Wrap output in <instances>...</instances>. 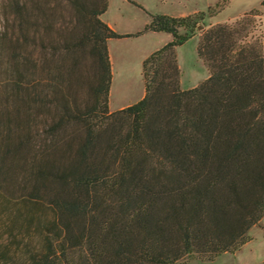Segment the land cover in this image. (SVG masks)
<instances>
[{
    "label": "trees",
    "instance_id": "1",
    "mask_svg": "<svg viewBox=\"0 0 264 264\" xmlns=\"http://www.w3.org/2000/svg\"><path fill=\"white\" fill-rule=\"evenodd\" d=\"M107 7L0 0V264L212 261L264 217V14L198 31L209 76L182 90L176 48L206 14L121 35ZM148 32L172 40L142 63L144 97L110 112L107 41Z\"/></svg>",
    "mask_w": 264,
    "mask_h": 264
},
{
    "label": "rangeland",
    "instance_id": "2",
    "mask_svg": "<svg viewBox=\"0 0 264 264\" xmlns=\"http://www.w3.org/2000/svg\"><path fill=\"white\" fill-rule=\"evenodd\" d=\"M262 1L264 0H230L229 5L213 17H209V8L214 10L217 4H222L223 0H108L107 10L101 18L103 21L109 22L117 34L125 35L141 32L150 21L148 14L181 17L202 12L206 16H204L203 21L199 22L196 29L197 33L202 27L207 28L214 24L230 23L243 12L251 9H258L264 14V5L261 6ZM256 19L261 22L260 24L262 22L263 24L262 28H258V31L255 32V35H258L259 31L262 30L264 41V17L261 16ZM199 26L200 29H198ZM198 39V34H195L177 48L185 86H191L206 76V68L196 54ZM170 40L171 36L166 33H144L137 37L110 39L108 50L112 56L115 79L120 76V68L122 69L124 65L134 83H138L141 67L136 63V56L144 52H153ZM124 54H127L129 59L124 60L122 57ZM136 95H133L132 99ZM116 99L119 97L114 92L111 100L113 102ZM248 235L250 241L233 253L221 254L212 261H202L195 257H189L178 261L176 264H264V217L257 226L251 228Z\"/></svg>",
    "mask_w": 264,
    "mask_h": 264
},
{
    "label": "crops",
    "instance_id": "3",
    "mask_svg": "<svg viewBox=\"0 0 264 264\" xmlns=\"http://www.w3.org/2000/svg\"><path fill=\"white\" fill-rule=\"evenodd\" d=\"M229 4H230V2L228 3V5ZM251 10H249V11H251ZM249 11L243 12L239 17H241L243 14H245V13H247ZM196 13H198V12H196ZM193 14H195V13H193ZM181 17H184V16H181ZM105 23L113 30V26L109 22H105ZM210 26H212V25H210ZM202 28H204V27H202ZM204 29H206V28H204ZM148 33H156V32H148ZM196 34H198V32ZM131 37H133V36H131ZM134 37H137V36H134ZM123 38H128V37H123ZM112 39H121V38H112ZM109 40L107 41V48H108ZM171 40H172V36H171ZM177 48H176V56H177L178 67L180 69V88L182 90H188V89L194 88L199 83H201L202 81H204V80H206L208 78V76H209L208 70L206 69V76H204L205 77L204 79H202L200 81H196L191 86H185V84H183V70H182V66H181V63H180L179 56L177 54ZM157 50H155V51H157ZM155 51H153V52H155ZM153 52H144V53L138 54L136 56V63L139 65V67H141V76H140V81L138 83H134L133 79H131V77L129 75V72L125 70L126 66H124V65L122 66V69L120 68V71H119L120 72V76L117 79H115L114 70H113V63H112V56H111V54L109 53V50H108V55H109V60H110V65H111V83H110L109 92H108V109H109L110 112H115V111L124 109V108H126V107H128L130 105H133V104L137 103L138 101H140L144 97V95H145V86H144V80H143V77H142V63ZM122 57H123L124 60L129 59L127 54H124ZM115 88H116V91H115ZM114 92L117 93V96L119 97V99L113 100V102H112L111 98H112V94ZM135 94H137L136 97L134 99H132V96L135 95Z\"/></svg>",
    "mask_w": 264,
    "mask_h": 264
},
{
    "label": "water",
    "instance_id": "4",
    "mask_svg": "<svg viewBox=\"0 0 264 264\" xmlns=\"http://www.w3.org/2000/svg\"><path fill=\"white\" fill-rule=\"evenodd\" d=\"M201 27L199 26L198 29H200Z\"/></svg>",
    "mask_w": 264,
    "mask_h": 264
}]
</instances>
